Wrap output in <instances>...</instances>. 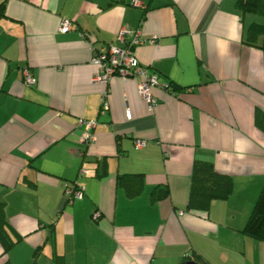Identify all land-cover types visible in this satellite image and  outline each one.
I'll return each mask as SVG.
<instances>
[{
  "label": "crops",
  "instance_id": "crops-1",
  "mask_svg": "<svg viewBox=\"0 0 264 264\" xmlns=\"http://www.w3.org/2000/svg\"><path fill=\"white\" fill-rule=\"evenodd\" d=\"M253 22L264 16L236 0H5L0 201L12 245L0 242V264H181L191 253L199 264H264V241L242 231L264 187V48L261 34L247 41ZM121 28L156 35L134 55L180 87L153 86L154 108L134 76L95 80L90 46L120 45ZM81 119L95 121L91 142ZM194 160L232 179L207 211L186 207ZM132 173L142 180L128 196L118 176ZM68 184L81 199L67 201ZM159 185L167 195L152 200Z\"/></svg>",
  "mask_w": 264,
  "mask_h": 264
},
{
  "label": "trees",
  "instance_id": "trees-1",
  "mask_svg": "<svg viewBox=\"0 0 264 264\" xmlns=\"http://www.w3.org/2000/svg\"><path fill=\"white\" fill-rule=\"evenodd\" d=\"M4 2L5 0L0 3V10H3ZM236 7L242 12H253L264 16V0H236ZM256 34H261L262 42H260L259 46L264 48V23L253 22L249 25L247 41L250 40V43L254 40L255 42V39H251V37ZM251 44L258 45L252 42ZM91 46L93 47V45ZM179 89L178 85L169 82L165 90L173 92ZM256 123L264 130V115L258 113ZM141 180L142 173L118 176V182L125 187L128 196H134L139 192ZM231 189L232 179L229 175L217 171L210 161L194 160L187 210L207 211L213 201L227 199ZM167 192L168 189L165 185L156 186L151 193V199H160L166 196ZM3 205V202L0 201V242L6 251L12 245V241L9 240L7 235V220L4 217ZM242 231L249 236L264 241V187H262ZM191 257H194L195 261L199 259V256L193 253L187 256L189 259Z\"/></svg>",
  "mask_w": 264,
  "mask_h": 264
},
{
  "label": "built area",
  "instance_id": "built-area-1",
  "mask_svg": "<svg viewBox=\"0 0 264 264\" xmlns=\"http://www.w3.org/2000/svg\"><path fill=\"white\" fill-rule=\"evenodd\" d=\"M72 27V22L69 19H63L58 27V30L62 33L69 31ZM117 41L120 45L104 44L99 48L94 46L90 47L92 52L91 62L98 67V72L95 75L97 82L107 83L109 79L119 74L121 76H134L139 79L137 90L140 96L145 99L147 106L153 108L157 105V99L151 92L153 86L166 89L167 84L158 81V76L155 73L150 72L145 66L141 65L134 55L133 48L137 45L150 43H157V36L153 35L149 38L143 37L139 30L132 31L128 28H121L117 33ZM25 82L27 84H34L35 80L29 70L24 71ZM101 99L102 108H107L108 104L105 99L106 92ZM128 117L130 113L127 112ZM85 127V131L81 136L83 142H91L95 139L94 133L91 131L95 126L94 120H80ZM145 142L137 140L135 147L140 148ZM85 172V170H81ZM65 195L67 201L70 202L73 199H81L83 196V190L73 185H66Z\"/></svg>",
  "mask_w": 264,
  "mask_h": 264
},
{
  "label": "water",
  "instance_id": "water-1",
  "mask_svg": "<svg viewBox=\"0 0 264 264\" xmlns=\"http://www.w3.org/2000/svg\"><path fill=\"white\" fill-rule=\"evenodd\" d=\"M181 264H199V263H197L195 260H186L182 262Z\"/></svg>",
  "mask_w": 264,
  "mask_h": 264
}]
</instances>
